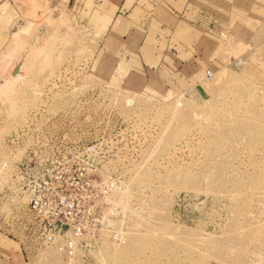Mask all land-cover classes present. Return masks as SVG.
<instances>
[{
  "label": "rangeland",
  "instance_id": "obj_1",
  "mask_svg": "<svg viewBox=\"0 0 264 264\" xmlns=\"http://www.w3.org/2000/svg\"><path fill=\"white\" fill-rule=\"evenodd\" d=\"M98 44L65 9L0 22V192L5 138L32 109L79 111L88 146L65 192L72 260L22 246L7 193L0 236L26 264H264V71L245 59L210 95L159 100L99 80Z\"/></svg>",
  "mask_w": 264,
  "mask_h": 264
},
{
  "label": "crops",
  "instance_id": "obj_2",
  "mask_svg": "<svg viewBox=\"0 0 264 264\" xmlns=\"http://www.w3.org/2000/svg\"><path fill=\"white\" fill-rule=\"evenodd\" d=\"M57 8L99 36L93 71L127 92L210 95L245 59L264 71V0H0V22ZM0 264H26L1 236Z\"/></svg>",
  "mask_w": 264,
  "mask_h": 264
},
{
  "label": "built area",
  "instance_id": "obj_3",
  "mask_svg": "<svg viewBox=\"0 0 264 264\" xmlns=\"http://www.w3.org/2000/svg\"><path fill=\"white\" fill-rule=\"evenodd\" d=\"M206 73L211 79L210 71ZM81 121L79 111L74 116L65 109H32L24 125L6 136V157L1 166L6 170L11 162L14 186L0 192V200L7 193L18 198L15 202L22 206L20 211H13L7 226L18 232L22 246H32L30 250L36 252L56 245L67 260L81 245L72 233L79 232L78 224L71 225L67 216L73 208L67 210L65 206V192L72 187L78 190L83 179L82 164L88 146ZM0 178L5 181L2 174Z\"/></svg>",
  "mask_w": 264,
  "mask_h": 264
},
{
  "label": "bare ground",
  "instance_id": "obj_4",
  "mask_svg": "<svg viewBox=\"0 0 264 264\" xmlns=\"http://www.w3.org/2000/svg\"><path fill=\"white\" fill-rule=\"evenodd\" d=\"M13 75H14V74H13ZM13 75H12V76H13ZM18 75H19V74H18ZM18 75H14L13 78H15V77L18 76ZM18 78H19V77H18ZM71 260H72V259H71Z\"/></svg>",
  "mask_w": 264,
  "mask_h": 264
}]
</instances>
